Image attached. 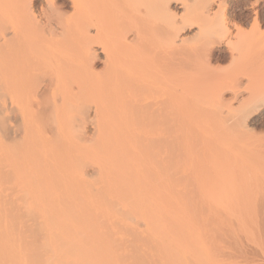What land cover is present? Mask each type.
Returning a JSON list of instances; mask_svg holds the SVG:
<instances>
[{"label":"rangeland","instance_id":"374dc122","mask_svg":"<svg viewBox=\"0 0 264 264\" xmlns=\"http://www.w3.org/2000/svg\"><path fill=\"white\" fill-rule=\"evenodd\" d=\"M222 1L236 25L227 51L216 62L207 51L191 55L175 64L170 81L160 68L155 91L137 95L133 113L103 108L87 117L77 102L51 97L49 123L26 133L0 77V235L15 238L8 261L18 264L20 218L30 197L36 210L85 215L100 207L117 217L110 224L57 220L35 227L33 264H264V111H255L264 102V0ZM29 4L0 0V61L7 32L29 33L31 42L48 43L65 57L77 48L81 22L101 20L75 0ZM130 49L121 52L128 56ZM231 53L237 61L222 58ZM95 68L98 76L75 78L88 86L79 102L97 98L103 61ZM56 76L69 81L63 70ZM48 78V71L37 77ZM141 86V79L130 84ZM34 87L27 111L40 118ZM152 101L161 110L154 124L142 114ZM63 118L73 122L54 125ZM190 215L208 221L191 223ZM43 231L54 237L35 249Z\"/></svg>","mask_w":264,"mask_h":264},{"label":"bare ground","instance_id":"6f19581e","mask_svg":"<svg viewBox=\"0 0 264 264\" xmlns=\"http://www.w3.org/2000/svg\"><path fill=\"white\" fill-rule=\"evenodd\" d=\"M32 1L14 0L17 4H29ZM75 2L81 7H87L89 11H99L101 20L89 19L81 22L77 48L69 50L65 57H60L48 43L31 42L29 33L21 34L22 37L19 38L20 34L15 29L4 35L2 47L5 56L0 61L1 84L12 92L16 112L13 118L15 122H20L26 133L33 127L49 123L51 119L49 115L54 108L50 109L46 103L51 97L56 98V102H77V107H80L87 117L99 114L103 108L109 110L130 108L133 113L131 107L136 96L155 91L157 83L161 80L158 77L160 68L167 70L163 81L165 79L170 81L174 76L175 64H187L191 55L207 51L210 61L216 62L219 58L217 54L232 44L230 39L233 38L236 27L222 0H75ZM191 43L195 44L192 49ZM124 48H131L128 56L121 52ZM224 57L232 61L238 59L234 53L222 58ZM97 60L99 62L102 60L105 68L100 87L96 90L97 98L93 102H79L83 95H86L88 86L75 78L82 72L93 77L98 76L99 74L95 72ZM60 70L65 71L69 78L65 84L62 78L56 76ZM41 71H48L49 78L39 81L37 77ZM135 79L142 80V89L135 90L130 87ZM33 84L40 118H35L27 111L30 103L26 97ZM143 109V119L153 124L159 122L161 110L158 103L152 101ZM255 111L257 114L263 112L264 102ZM254 116L256 113L252 115ZM72 122L71 118H63L54 120V125L61 126ZM88 123L86 121L81 126ZM226 153L225 158L230 154L229 151ZM88 173L94 174L95 169H90ZM22 182L26 184V188L30 187L28 176L25 175ZM32 202L29 197L28 207L20 218L18 236L21 244L17 250L18 264H33L34 247L29 241L31 238L29 233L35 227L41 229L43 225L57 220L63 223L73 220L71 224L74 225L81 220H90L94 224H110L117 220L111 210L100 207L82 215L79 211L70 212L69 209L57 213L46 209L36 210L31 207ZM221 203L227 206L230 201L224 200ZM255 206H259V203H255ZM140 216L142 220L147 218L144 213ZM204 216L190 215L189 219L191 223H198L205 220ZM43 233V236L40 235L36 240L35 249L54 237V232ZM18 236L16 235L17 238ZM14 242L12 233L8 236L0 235V264H7L10 251L13 252L15 249ZM8 264H17V260L14 262V258L11 257Z\"/></svg>","mask_w":264,"mask_h":264}]
</instances>
